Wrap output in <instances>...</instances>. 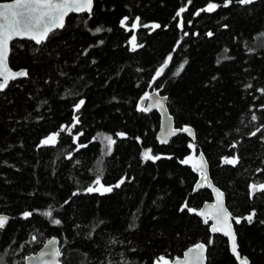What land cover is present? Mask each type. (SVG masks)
Returning a JSON list of instances; mask_svg holds the SVG:
<instances>
[{
	"label": "trees",
	"instance_id": "16d2710c",
	"mask_svg": "<svg viewBox=\"0 0 264 264\" xmlns=\"http://www.w3.org/2000/svg\"><path fill=\"white\" fill-rule=\"evenodd\" d=\"M210 2L224 0H95L91 18L71 14L42 44L15 42L10 65L29 75L0 92V212L13 217L0 230L3 264H25L53 236L62 264H154L201 241L207 264H238L227 238L180 211L186 201L200 207L212 200L208 189L193 193L198 175L181 162L200 151L233 216L256 212L252 224L233 221L242 255L264 264V192L250 189L264 183V0L200 11ZM136 17L161 27L132 29ZM133 34L143 45L136 51ZM154 90L168 97L179 129L193 128L195 141L184 132L168 144L158 141L161 115L138 110ZM80 99L85 104L76 112ZM74 116L79 123L71 133L41 146L71 127ZM106 135L116 140L110 154ZM146 149L161 159L144 161ZM225 157L239 162L225 164ZM101 173L106 186L127 179L111 193H88ZM48 210L52 218L42 214ZM24 211L34 214L25 219Z\"/></svg>",
	"mask_w": 264,
	"mask_h": 264
},
{
	"label": "snow or ice",
	"instance_id": "6c2138e0",
	"mask_svg": "<svg viewBox=\"0 0 264 264\" xmlns=\"http://www.w3.org/2000/svg\"><path fill=\"white\" fill-rule=\"evenodd\" d=\"M191 3V0H188ZM238 3L239 5H251L254 0H224L223 4H218L214 2H210L207 4L206 8L201 9L203 12H214L217 8L220 7H229L233 3ZM94 8V0H13L11 3H0V91L8 88L10 86V82L15 81L17 78L27 77L29 75L27 70L13 71L9 66V56L17 40H31L34 41L35 44L40 45L45 42L55 30L63 29L65 27L66 18L69 17V14H84L87 13L89 18L93 13ZM185 11V8H181L177 12V16H180L181 13ZM200 12H197L196 15H199ZM129 17L125 16L121 20V26H125ZM135 23L131 25L132 29H136L138 27H151L153 30L161 27L160 24H152L140 25V18H135ZM181 29L183 28V21H181L180 25ZM226 27V26H225ZM96 32H100L101 28H97ZM188 35V33H184ZM208 36H212L213 33H207ZM103 43V41H100ZM130 44L132 45L131 50L136 51L137 48L143 47L142 44L137 43V36L135 34L132 35ZM227 51V50H225ZM172 56L169 55L165 61V63L156 71L155 76L153 77V83L164 74L165 68L168 67L169 62H171ZM187 63V61H185ZM184 65L181 64L175 73V75H179L180 71L183 70ZM249 87H251L249 85ZM264 91V90H262ZM158 92L156 96L158 97ZM153 97L149 93H145L141 98L140 105L138 106V110L141 112H147L151 110L153 107H163L162 100L157 98L154 103L143 106L144 101L152 100ZM166 99V97L164 98ZM85 104L83 99H80L78 103L75 104L74 110L79 112L81 107ZM74 123L71 127L65 128L61 127L59 132L52 133L48 135L41 141V146L47 145H55L57 143L58 137L64 131L71 133L72 128H75L76 124L79 123V117L74 116ZM169 124L166 128H162L161 143H168V137L174 136L177 132L187 133L190 137H192L193 141L196 139L195 131L189 127L184 126L182 129H175L170 126V117L167 118ZM257 117L255 115L252 116V120H256ZM259 131V129H257ZM79 135H82L80 133ZM79 135L76 136V140L79 139ZM117 136L123 138L126 136L125 133L119 132L116 133ZM253 136L256 135V132L252 133ZM95 139V138H94ZM104 140L107 142L108 154L111 153V147L116 143V140L113 139L112 136L106 135ZM87 147V145L80 144L79 148ZM190 148L195 150V145L190 144ZM233 148L236 145H232ZM142 158L144 161H152L155 162L161 159V156L154 155L151 149H146L142 153ZM170 158V157H169ZM193 159L192 156H189L185 160L181 161L184 164H188ZM223 162L225 164L235 166L239 159L238 157L227 158L225 157ZM194 170L198 171L200 174V180L203 183L208 182L207 175V161L204 159V154L200 153L196 163L193 164ZM127 178H121L115 185L106 186L102 183V173L97 175L94 180V185L87 187L86 191L88 193H99L104 195L106 193H111L114 189L120 188L126 182ZM203 183L200 186H203ZM211 187V185H208ZM250 189L253 194L257 191L264 192V183L252 184L250 185ZM213 192L216 193V203L211 206V213L200 211L197 214L205 217L204 223H208L211 219L214 223L211 226L212 232H222L225 236H228L231 241V251L237 257H239L238 246H237V236L233 230L231 221H235L236 224H240L243 221H246L249 224L254 222V218L256 216V212L252 211L245 217H234L228 211V209L224 206L223 202V193L218 188H212ZM73 195H77V193H73ZM67 203V201H66ZM187 209L189 212L196 213V209L189 207L187 201L181 207L180 211H184ZM34 213L32 211H24L23 217L25 219L31 217ZM44 216L48 218L53 217V212L51 210L45 211L42 213ZM9 216L0 214V230H3L9 222ZM55 225H60V219H52L51 221ZM264 223V221H261ZM130 227L132 225L130 224ZM33 241L37 239L36 236L32 237ZM57 241L55 239H51L44 246L46 249L51 248V251L42 252L40 255V259L42 264H60V256L61 250L55 245ZM205 251L206 246L203 243H198L194 246V248H189L184 253V259H176L174 264H203L205 260ZM48 257L49 259H45ZM160 261L163 264H169V261L164 257H160ZM0 264H3V257L0 256ZM159 264V261L157 262ZM243 264H249L248 261H244Z\"/></svg>",
	"mask_w": 264,
	"mask_h": 264
},
{
	"label": "water",
	"instance_id": "95a60500",
	"mask_svg": "<svg viewBox=\"0 0 264 264\" xmlns=\"http://www.w3.org/2000/svg\"><path fill=\"white\" fill-rule=\"evenodd\" d=\"M11 2H13V0H9V1H2V2H0V3H11ZM94 5H95V0H94ZM94 9V8H93ZM72 14H74V13H72ZM71 14H69V16H70ZM68 18V17H67ZM67 18H66V21H65V25H66V22H67ZM58 30H61V29H58ZM56 31V30H55ZM51 35V34H50ZM47 41V40H46ZM34 42V41H33ZM10 54H11V52H10ZM9 59H10V56H9ZM9 66H10V68L13 70V71H20V70H26V69H20V70H15V69H13L12 67H11V65H10V61H9ZM28 77V76H27ZM22 78H26V77H21V78H17L16 80H19V79H22ZM15 80V81H16ZM13 82V81H12ZM12 82H10V84L12 83ZM7 89V88H6ZM6 89H4L3 91H5ZM0 92H2V91H0ZM158 92V97L156 96V93ZM152 97H153V99L152 100H146V106L147 105H149V104H152V103H154V101H155V99H157V98H159V99H161L162 100V104H163V107L161 108V107H153V108H151V110H149V111H157L160 115H161V126H160V129H159V131H158V133H157V139H158V141L160 142V138H161V133H162V128H166L167 126H168V124H169V121H168V119L167 118H169L170 117V126L172 127V128H175V129H179L177 126H176V124H175V120H174V117H173V115L171 114V112H170V109H169V106H168V97L166 96V95H163L162 93H160L158 90H154V91H152V92H150L149 93ZM166 97V99H164ZM193 129V128H192ZM180 132H177V134L176 135H174V136H169L168 137V143H170L173 139H174V137H176L178 134H179ZM196 140V139H195ZM161 143V142H160ZM168 143H163V144H168ZM200 153H203L204 154V152H202V151H200V152H198V153H196V152H192V153H190L188 156H187V158L189 157V156H192L193 157V159L188 163V165L193 169V171L198 175V179H197V181H196V183H195V185H194V189H193V193H197V192H199L200 190H203V189H208V190H210L211 191V193H212V200H209V201H206L202 206H200V207H195V206H189V207H192V208H194V209H196L197 211H196V213H192V212H190L191 214H194V215H197L200 219H202L203 220V222H204V219H205V217H203V216H200V215H198L197 213L198 212H200V211H205V212H208V213H211V211H212V208H211V206L213 205V204H215L216 203V193L215 192H213V190H212V188L214 187V188H218L224 195H223V202H224V206L228 209V211L232 214V212H231V210L229 209V207H228V205H227V198H226V193L218 186V185H216L215 184V182L213 181V179H212V177H211V174H210V168H209V163H208V160H207V157H206V155L204 154V159L207 161V175H208V182L207 183H203V182H201V180H200V174H199V172L198 171H196V170H194V168H193V164L194 163H196V160H197V158H198V156H199V154ZM203 183V186H200L201 184ZM211 185V187H209L208 185ZM0 214H2V215H7V216H9V222H8V224L10 223V221L12 220V216L11 215H9V214H6V213H3V212H0ZM232 216H233V214H232ZM214 223V221L213 220H209L208 221V223H204V224H208L209 225V228H210V232H211V234L212 235H222V236H224L225 238H227V240H228V242H229V246H230V251H231V241H230V238L228 237V236H225L222 232H212L211 231V226H212V224ZM231 223H232V227H233V230H234V232L236 233V236H237V246H238V252H239V257H237L235 254H233V252L231 251V253H232V255L236 258V260H237V262H238V264H243V262L244 261H248L249 262V264H251V260L249 259V257L248 256H246V255H242V253H241V251H240V246H239V241H238V235H237V232H236V228H235V225H234V221H231ZM7 224V225H8ZM7 225H6V227H7ZM5 227V228H6ZM51 239H55L56 241H57V244L55 245V247H57V248H59L60 250H61V256H60V258H59V260H60V264H62V261H61V259H62V257H63V252H62V249H61V247H60V239L57 237V236H53V237H51L50 239H48L46 242H45V244L36 252V253H32V254H30V255H27L26 256V259H25V264H42V261H41V259H40V255H41V253L42 252H45V251H51V248H45L44 246L47 244V242L49 241V240H51ZM198 243H203V244H205V246H206V251H205V260L203 261V264H207V261H208V245H207V243H205V242H203V241H201V242H198ZM198 243H196V244H198ZM196 244H194V245H192V246H190L189 248H194V246L196 245ZM188 248V249H189ZM187 249V250H188ZM186 250V251H187ZM185 251V252H186ZM184 252V253H185ZM184 253H183V255H181V256H177V257H175V258H170V257H167V256H162V257H164L166 260H168L169 261V264H174V261L176 260V259H181V260H183L184 259ZM45 259H49L48 257H45ZM159 261V264H163V262L162 261H160V258L159 259H157V260H155V262H154V264H157V262Z\"/></svg>",
	"mask_w": 264,
	"mask_h": 264
}]
</instances>
